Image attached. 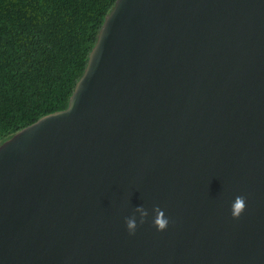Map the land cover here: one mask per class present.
I'll use <instances>...</instances> for the list:
<instances>
[{
  "label": "water",
  "instance_id": "1",
  "mask_svg": "<svg viewBox=\"0 0 264 264\" xmlns=\"http://www.w3.org/2000/svg\"><path fill=\"white\" fill-rule=\"evenodd\" d=\"M0 264H264V0H114L66 106L0 141Z\"/></svg>",
  "mask_w": 264,
  "mask_h": 264
},
{
  "label": "trees",
  "instance_id": "2",
  "mask_svg": "<svg viewBox=\"0 0 264 264\" xmlns=\"http://www.w3.org/2000/svg\"><path fill=\"white\" fill-rule=\"evenodd\" d=\"M114 0H0V141L66 106Z\"/></svg>",
  "mask_w": 264,
  "mask_h": 264
},
{
  "label": "clouds",
  "instance_id": "3",
  "mask_svg": "<svg viewBox=\"0 0 264 264\" xmlns=\"http://www.w3.org/2000/svg\"><path fill=\"white\" fill-rule=\"evenodd\" d=\"M246 197L244 196H237L231 206V214L232 217L235 219H238L241 214L245 211L246 208ZM155 213V217L153 220L154 226L157 228L158 231H163L168 227L169 220L165 216V213L163 210H161L158 206L153 209ZM134 213H139V223L143 224L145 223L146 217H148L149 213L143 206H137L134 210ZM125 224L127 227V230L130 235H134L135 231L138 227L137 219L135 214L131 217L125 218Z\"/></svg>",
  "mask_w": 264,
  "mask_h": 264
}]
</instances>
